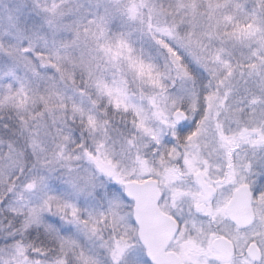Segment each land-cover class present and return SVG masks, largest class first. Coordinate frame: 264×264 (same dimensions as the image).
<instances>
[{"label":"snow or ice","instance_id":"snow-or-ice-1","mask_svg":"<svg viewBox=\"0 0 264 264\" xmlns=\"http://www.w3.org/2000/svg\"><path fill=\"white\" fill-rule=\"evenodd\" d=\"M0 264H264V0H0Z\"/></svg>","mask_w":264,"mask_h":264}]
</instances>
